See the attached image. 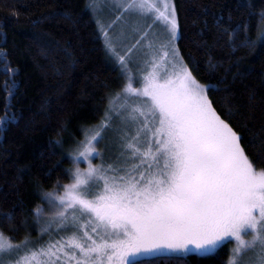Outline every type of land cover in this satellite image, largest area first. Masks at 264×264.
I'll return each mask as SVG.
<instances>
[{
  "label": "snow or ice",
  "instance_id": "snow-or-ice-1",
  "mask_svg": "<svg viewBox=\"0 0 264 264\" xmlns=\"http://www.w3.org/2000/svg\"><path fill=\"white\" fill-rule=\"evenodd\" d=\"M123 11L163 26L166 41H149L146 55L157 44L161 54L146 61L139 88L135 77H128L117 97H123V106L106 110L95 133L81 142L74 159L87 161V170L77 164L58 204L51 202L58 208L55 231L45 229L52 237L65 235L27 249L13 264H144V257L164 258L153 264H187L189 256H209L229 241L234 248L227 264H242L243 254L257 245L264 264V169L256 167L241 137L217 114L207 85L178 58L172 44L178 32L174 7L170 0H127ZM262 24L264 12L258 39L264 38ZM241 27L245 46H255L247 37L250 21ZM228 35L232 46L236 33ZM108 47L115 52L111 38ZM119 63L127 71L124 56ZM209 67L216 68L211 57ZM5 113L0 124L14 118L10 104ZM112 121L118 123L119 154L93 167L101 133ZM18 247L0 232V253Z\"/></svg>",
  "mask_w": 264,
  "mask_h": 264
},
{
  "label": "trees",
  "instance_id": "trees-1",
  "mask_svg": "<svg viewBox=\"0 0 264 264\" xmlns=\"http://www.w3.org/2000/svg\"><path fill=\"white\" fill-rule=\"evenodd\" d=\"M172 4L180 59L207 85L217 114L241 137L256 167L264 169V38L257 34L264 0ZM33 21L40 23L33 26ZM249 21L252 47L245 46L241 27ZM125 85L105 51L89 0H0V118L9 104L14 115L0 124V232L5 237L18 242L35 235L34 223L46 208L44 195L72 180V148L87 129L100 125ZM108 151V161L119 154ZM9 215L11 220L5 218ZM230 247L227 242L209 256L193 254L187 264H227ZM154 259L164 258H142L144 264Z\"/></svg>",
  "mask_w": 264,
  "mask_h": 264
},
{
  "label": "rangeland",
  "instance_id": "rangeland-1",
  "mask_svg": "<svg viewBox=\"0 0 264 264\" xmlns=\"http://www.w3.org/2000/svg\"><path fill=\"white\" fill-rule=\"evenodd\" d=\"M126 2L127 0H109L108 3H105V0H89V7L91 8L94 18L96 19L97 28L99 29L102 40L104 41L105 51L107 52L108 57L113 62H115V65H117L119 72L123 73L125 84L129 82L128 77L133 76L135 77L134 87L139 88L141 86V69L146 67V61L150 59L151 56L161 54L158 51L159 44H157L156 48L151 51V56L146 55L147 53H149V48L147 47L148 42L154 41L157 38H159V40L166 41V34L163 31V26L160 23H154L151 18L138 16L123 11V7L126 6ZM153 2H158V0H153ZM170 3L173 6L172 0H170ZM104 31L108 33L107 38L103 34ZM145 33H147V36H145ZM142 36H145L144 40H141ZM108 38H111L112 46L115 48V52L109 50ZM177 38L178 37L176 36V39L172 42L175 48ZM137 41H140V43H137ZM120 56H124L125 60L129 62L127 71L122 69V66L119 63ZM178 58L180 59L179 53ZM148 70H151L150 67L148 68ZM120 93H117V96L112 99L111 105H108L109 108L113 107L116 110H119L123 106V97L117 98L118 94ZM98 126L99 125L93 126L90 129H87L86 132H84V136L80 140V143H77L72 148V152L74 154L70 153V157L74 158L78 154V152L82 150L80 148L81 142L86 141L88 138H90V136L95 133V130ZM117 128V121H112V127L105 129L101 133V138L99 140V143L97 144V151L100 155L99 157H93L91 159L93 167H98L99 165H101V163L107 164L108 162L113 161H108L109 159L107 158V153L109 152L108 149L110 148L114 153V157L116 156L115 150H119V146L117 148ZM72 164V174L76 172L77 164L79 165L80 171L83 172L87 170L88 162L83 158H81L79 161H76L74 159ZM68 184L62 185L60 186V188L44 195L46 208L41 218H39V220L34 223V227L36 230L35 235L18 242L12 241L15 245H19L20 247L14 248L8 252L0 253V264H13V261L25 255L27 249H37L41 245L46 244L49 239H59L60 236L65 235V233L62 231L55 237H52L50 235L47 236L48 233L45 232V229H48L49 232L55 231L54 220L56 218L58 208L53 207V204L51 202L55 201L58 204V200H56V198L64 194V187ZM246 238L250 240L251 236H248ZM228 243L231 246V254V251L234 248V243L232 241H229ZM261 254V248L258 245L253 249L247 250L241 257L242 264H259Z\"/></svg>",
  "mask_w": 264,
  "mask_h": 264
}]
</instances>
